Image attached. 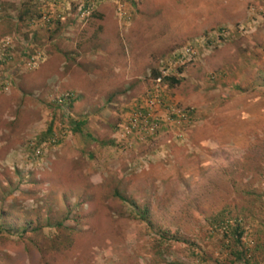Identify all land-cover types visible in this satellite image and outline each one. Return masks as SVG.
<instances>
[{"label": "rangeland", "instance_id": "rangeland-1", "mask_svg": "<svg viewBox=\"0 0 264 264\" xmlns=\"http://www.w3.org/2000/svg\"><path fill=\"white\" fill-rule=\"evenodd\" d=\"M0 264H264V0H0Z\"/></svg>", "mask_w": 264, "mask_h": 264}, {"label": "trees", "instance_id": "trees-1", "mask_svg": "<svg viewBox=\"0 0 264 264\" xmlns=\"http://www.w3.org/2000/svg\"><path fill=\"white\" fill-rule=\"evenodd\" d=\"M165 80H167L170 84H175L176 81L173 79V78H166ZM82 125V122H77V123H71V131L73 132H79L80 131V126ZM47 133L49 132V129H47L46 131ZM143 219V217H142ZM221 226L227 230L229 228V225H227L226 221H222L221 223ZM231 235L233 236V241L235 243V245H238L239 246V239L241 237V234L242 232L240 231V228H239V225H235V227L232 229L231 231ZM225 233H228V231H226ZM158 239L159 240H164V241H168L171 239V241H174V242H179V243H183L184 241L182 239H179V238H173L171 237L170 239H167L164 237L163 234L159 233V236H158ZM234 259H237V260H240V258H242L241 256V253L238 251L236 252H233L232 253Z\"/></svg>", "mask_w": 264, "mask_h": 264}, {"label": "built area", "instance_id": "built-area-1", "mask_svg": "<svg viewBox=\"0 0 264 264\" xmlns=\"http://www.w3.org/2000/svg\"><path fill=\"white\" fill-rule=\"evenodd\" d=\"M161 79H162L161 75H158L157 77H155V79L153 80V82L155 84L154 93L148 94L144 99V105L146 107L144 113L142 114V116L134 113L133 114V118H134L133 120H135L138 117L147 119L148 113H149L148 110H151L152 107L159 104V102H158L159 101L158 100L159 94H158V88L157 87H158L159 83L161 82Z\"/></svg>", "mask_w": 264, "mask_h": 264}]
</instances>
